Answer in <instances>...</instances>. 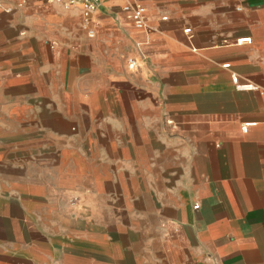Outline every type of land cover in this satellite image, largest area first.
Returning <instances> with one entry per match:
<instances>
[{
    "label": "crops",
    "instance_id": "1",
    "mask_svg": "<svg viewBox=\"0 0 264 264\" xmlns=\"http://www.w3.org/2000/svg\"><path fill=\"white\" fill-rule=\"evenodd\" d=\"M0 264H264V0H0Z\"/></svg>",
    "mask_w": 264,
    "mask_h": 264
},
{
    "label": "built area",
    "instance_id": "2",
    "mask_svg": "<svg viewBox=\"0 0 264 264\" xmlns=\"http://www.w3.org/2000/svg\"><path fill=\"white\" fill-rule=\"evenodd\" d=\"M47 3H62L65 7L74 6L76 4L81 5V11L84 15L88 16L91 13H93L97 7L98 4L101 2V0H43ZM122 11L125 14V17L132 21L136 27L142 28L145 27L144 22V14H145V7L139 2L134 1H126L122 6ZM190 29L186 28L184 29V32H189ZM225 44H228L227 41H224ZM251 43V36H242L240 38H237L235 43ZM135 67V61L134 59L128 60V68L133 69ZM223 67H228V63L223 64ZM234 82L237 81V76L234 75L232 78ZM240 87V85L238 86ZM256 124L255 121H245L241 124V131H247L249 127H252ZM76 196L70 197V203L74 204L77 201ZM197 207V205H195Z\"/></svg>",
    "mask_w": 264,
    "mask_h": 264
}]
</instances>
